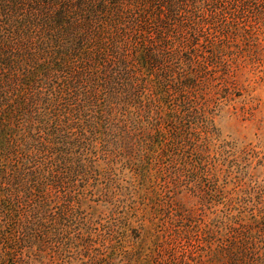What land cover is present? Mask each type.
<instances>
[{
    "label": "trees",
    "instance_id": "trees-1",
    "mask_svg": "<svg viewBox=\"0 0 264 264\" xmlns=\"http://www.w3.org/2000/svg\"><path fill=\"white\" fill-rule=\"evenodd\" d=\"M262 22L260 0H0V264H109L149 205L143 264H264V154L216 127Z\"/></svg>",
    "mask_w": 264,
    "mask_h": 264
},
{
    "label": "rangeland",
    "instance_id": "rangeland-1",
    "mask_svg": "<svg viewBox=\"0 0 264 264\" xmlns=\"http://www.w3.org/2000/svg\"><path fill=\"white\" fill-rule=\"evenodd\" d=\"M264 7V0H260ZM253 36L250 39L239 40L233 44L239 43L235 46L236 54L233 58H229L231 68L229 67V75L237 79L238 95L232 101L231 105L224 109V112L216 117L217 134L219 136V143L227 141L237 143L242 149L243 147L255 148L264 154V22L260 28L253 30ZM228 58V57H227ZM261 146L258 149V146ZM256 162H252L249 170L243 172L248 173L247 180L255 174ZM261 177H264V170H261ZM243 173L242 175H244ZM190 193L184 192L179 197L188 198ZM191 198V197H190ZM152 205L146 209H141L136 216L131 214L128 219V230L123 239V248L118 250L109 264H143L146 256L150 252L151 232L155 229L159 222L158 217L153 213ZM134 252L136 255L130 260L124 257V252ZM140 251V252H138ZM122 254H121V253ZM131 255V254H130ZM100 260V259H97ZM97 260L88 261L87 263L76 264H101ZM75 264V263H74Z\"/></svg>",
    "mask_w": 264,
    "mask_h": 264
}]
</instances>
